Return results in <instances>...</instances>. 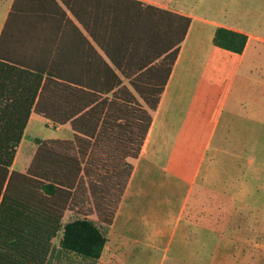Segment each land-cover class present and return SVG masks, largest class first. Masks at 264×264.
<instances>
[{
  "label": "trees",
  "instance_id": "1",
  "mask_svg": "<svg viewBox=\"0 0 264 264\" xmlns=\"http://www.w3.org/2000/svg\"><path fill=\"white\" fill-rule=\"evenodd\" d=\"M15 15L0 39V264H48L60 232L63 250L96 263L192 18L139 0H30V29L43 24L56 32L43 37L52 42L48 60L27 64L1 53ZM247 41L224 27L214 37L235 53ZM32 113L70 123L91 140L39 141L29 170L14 171ZM115 152L120 164L110 168ZM90 199L101 227L87 217L64 223L66 212Z\"/></svg>",
  "mask_w": 264,
  "mask_h": 264
},
{
  "label": "rangeland",
  "instance_id": "2",
  "mask_svg": "<svg viewBox=\"0 0 264 264\" xmlns=\"http://www.w3.org/2000/svg\"><path fill=\"white\" fill-rule=\"evenodd\" d=\"M215 15L264 36V0H222ZM211 75L216 77L215 72ZM207 88L212 86L207 84ZM219 98L217 90L209 99L197 96L193 106L180 104L172 112L168 139L163 143L167 146L158 158L169 171L142 165L137 182L124 194L116 214L121 212L113 235L123 239L122 248L113 255L117 249L109 243L106 264H151V254L153 264H264V124L251 125L250 117L246 122L238 112L229 121L238 140L223 142L226 118L215 125ZM214 129L215 148L208 151V157L200 158ZM118 155L114 153L110 168L120 164L114 159ZM200 159L195 189H189ZM73 210L77 214L68 212L65 224L95 213V205L90 199ZM92 218L88 217L100 226L98 219ZM160 231L162 235L157 234ZM62 237L60 232L54 239L55 250L48 264H98L63 250ZM136 239L142 242L133 243ZM124 240L133 244L127 247ZM125 250L123 258L120 251Z\"/></svg>",
  "mask_w": 264,
  "mask_h": 264
},
{
  "label": "crops",
  "instance_id": "3",
  "mask_svg": "<svg viewBox=\"0 0 264 264\" xmlns=\"http://www.w3.org/2000/svg\"><path fill=\"white\" fill-rule=\"evenodd\" d=\"M15 1L16 0H0V39L7 25L9 16L14 12V9L16 14V17L11 22L10 38L1 51L2 55L8 57L12 61L27 64H30L32 60H48L52 42H49L48 38L44 39L43 37H48L53 32H56V30L43 24H36L30 29V0H20L17 5ZM139 1L191 17L192 22L186 38L181 45L172 73L162 94L160 104L157 110L153 112V122L140 156L134 161V170L129 178L125 190L126 193L124 192L126 195L137 182L138 174L143 164L145 166L148 164L157 165L161 170L166 172L169 171V167L158 162V158L162 154L161 151L167 146L163 143L168 139L166 133L172 122L170 116L180 104L186 107L189 104L193 106L197 96L201 97L204 95L209 99L210 96L214 95V91L218 90L220 98L215 125H220L222 119L224 117L226 118L223 124V142L238 140V134L230 131L229 122L230 120H234L238 112H240L239 115H241L242 118L246 119V122L250 117L251 125L254 124L258 127L264 124V36L258 35L254 31H249L242 24H235L219 19L215 14L216 8L222 0ZM221 27L248 36V41L242 53H235L223 49L214 43L216 31ZM81 29L89 37L92 45L99 53L105 56L104 52L93 38H91L82 27ZM30 31L40 36L41 39L30 41ZM74 47L75 51H78L75 52V54L81 57V45L74 42ZM212 72H215V78L212 77ZM207 84H210L212 88H207ZM124 85H127L131 89L128 82L124 81ZM256 93L257 95H254ZM244 104H247L245 108ZM253 131L254 130L251 129L252 135L250 139L252 141H254ZM76 136L83 141L91 140L87 136L76 133L70 123L56 125L52 121L36 113H32L22 142L17 149L12 170L21 173H26L29 170L39 150V141H73L76 139ZM215 136L216 130L214 129L212 137L207 142L205 150L200 158L208 157V151L212 149L216 138ZM111 139L114 138L111 137ZM255 140H258V137H256ZM239 141L243 140L241 139ZM213 148L215 147L213 146ZM76 151H78V149ZM201 163L202 161L200 159L196 164L195 174L189 189H195V179L202 168ZM103 174L109 176L106 170ZM106 182L108 183V181ZM97 183L100 185L99 182ZM101 185H103V183ZM68 212L77 214L76 211ZM68 212H66L65 217L68 216ZM120 214L115 217L114 223L109 230L108 242L105 245L101 258L98 260V264H106L107 260L110 258L109 254H107L110 249L109 243L112 244V246L115 245V249H117L113 255L122 248L123 239H119L118 234L113 235ZM84 217H93L92 219L94 220L99 219L96 212L89 213ZM157 234L162 235L161 231ZM169 238L170 236L166 238L167 241L164 245L168 246L167 243ZM141 242L140 239H136L133 243L140 244ZM124 243H126L127 247L133 244L130 240H124ZM153 246L155 249L158 248L156 244H153ZM120 252L121 257L123 256V258H126V250ZM120 252L117 256H120ZM152 255L153 254L149 255L152 261L151 264L154 262Z\"/></svg>",
  "mask_w": 264,
  "mask_h": 264
},
{
  "label": "bare ground",
  "instance_id": "4",
  "mask_svg": "<svg viewBox=\"0 0 264 264\" xmlns=\"http://www.w3.org/2000/svg\"><path fill=\"white\" fill-rule=\"evenodd\" d=\"M155 129V128H154ZM157 133V132H156ZM156 135V134H155ZM154 138V137H153ZM154 140V139H153ZM155 142V141H154ZM155 145H156V143H155ZM149 146H150V144H149ZM151 146H153V145H151ZM145 148H146V146H145ZM146 151H147V149H146ZM148 152V151H147Z\"/></svg>",
  "mask_w": 264,
  "mask_h": 264
}]
</instances>
